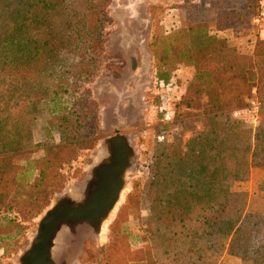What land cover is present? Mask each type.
<instances>
[{"label": "rangeland", "instance_id": "obj_1", "mask_svg": "<svg viewBox=\"0 0 264 264\" xmlns=\"http://www.w3.org/2000/svg\"><path fill=\"white\" fill-rule=\"evenodd\" d=\"M107 1L102 28L91 37L96 41L92 55L97 58L90 66V78L71 76L56 98L39 101L29 132L18 139L22 146L7 153L11 166L17 167V181L23 184L9 189L0 209V264H21L43 217L66 193L87 181L90 165L106 151V141L114 134L109 123L115 113H123L126 104L133 102L137 121L125 133L130 134L134 155L123 179L120 200L101 230H94L85 252L79 256L77 251L74 259H78L77 264H119L121 255L113 257L112 252L123 239L131 252L142 247L144 239L150 237L151 225H156L151 182L160 154L171 145L175 133L181 134L178 147L185 153L188 143L208 127L205 95L199 100L200 107L187 108L183 103L182 95L196 69L181 60L177 51L190 50L199 43L195 41L199 33L204 36L205 31L221 46L237 48L249 56L254 55L258 41L264 40L252 23L256 0ZM199 25L204 31L190 34V29ZM230 30L237 38L244 32L253 38L238 43L232 40V33H227ZM161 71H168L178 86L170 91L159 87ZM164 97L174 112L172 122H165L161 112ZM261 107L253 98L248 106L232 110L229 116L256 133L264 126ZM112 112L114 117L109 115ZM125 114L136 117L134 109L128 107L119 123L129 121ZM48 161L52 171L41 187L35 188ZM263 183L264 169L253 167L250 181L240 187L249 194L248 212H264ZM37 196L39 202L33 208Z\"/></svg>", "mask_w": 264, "mask_h": 264}, {"label": "trees", "instance_id": "obj_2", "mask_svg": "<svg viewBox=\"0 0 264 264\" xmlns=\"http://www.w3.org/2000/svg\"><path fill=\"white\" fill-rule=\"evenodd\" d=\"M108 4L0 0V209L9 189L23 184L7 153L22 146L18 139L29 132L39 101L56 98L71 76L90 78L97 58L91 37L99 34ZM201 30L199 25L190 34ZM204 34L199 33L195 39L199 43L190 50L177 53L196 69L183 103L195 108L201 106L202 95L208 98L207 130L188 143L185 153L178 147L181 134L175 133L160 154L151 182L156 225H151L150 237L139 249L131 252L124 239L114 247L113 257L121 255L119 264H174L181 256L196 258L195 264H219L225 255L238 257L243 264H264V212H248L249 194L240 189L250 181L253 167L264 169V126L254 133L229 116L253 98L264 110V40L249 56ZM71 60L76 62L70 64ZM158 76L164 89L178 86L168 71ZM50 164L35 188L50 175ZM38 202L39 196L33 199V208Z\"/></svg>", "mask_w": 264, "mask_h": 264}, {"label": "flooded vegetation", "instance_id": "obj_3", "mask_svg": "<svg viewBox=\"0 0 264 264\" xmlns=\"http://www.w3.org/2000/svg\"><path fill=\"white\" fill-rule=\"evenodd\" d=\"M133 103L130 105L126 104L123 113H115V117L113 112L109 113L110 116L112 115L114 117V121L109 123L114 134L108 139L117 136L116 131H120L121 135H128V133H125L127 130L123 129L122 125L118 122V119L124 115V111H126L128 107L132 108L136 113V117L130 118L132 116L131 114H125V118H129V121L126 120L128 123L125 127L130 128L134 125L137 121V110L135 106L136 104L134 103V105ZM108 153V150L99 153L97 161H93L90 165L91 168L88 172L89 175L87 176V181L85 183H79L78 187H75L74 191L70 190L66 193L59 201L58 205L53 207L51 210H61L65 208L84 209L88 207L89 203H93L98 198L99 192L102 188L103 181L101 175H103L111 158L110 153ZM115 185L116 182L112 178V181L110 182L111 194L115 191ZM108 201H110V197H108L102 204L97 205L98 211L96 210L95 213L89 215L90 219H99V222L76 221L69 223L68 226H65L61 230L57 231L54 243H51L50 247H46L44 244L35 246L34 243L37 239L36 234L25 251L21 264H77L78 259H74V257L76 258L77 256V251L80 252L79 256L85 252L87 244L90 242L89 240L93 239L94 230L96 229L100 231L105 219L110 216L100 217L101 210L107 208Z\"/></svg>", "mask_w": 264, "mask_h": 264}, {"label": "water", "instance_id": "obj_4", "mask_svg": "<svg viewBox=\"0 0 264 264\" xmlns=\"http://www.w3.org/2000/svg\"><path fill=\"white\" fill-rule=\"evenodd\" d=\"M125 128V130L129 129V127ZM116 133L117 136L106 141V150L110 153L111 158L103 175H101L103 182L98 198L93 203H89L88 207L84 209L65 208L48 211L40 222L37 239L34 243L35 246L44 244L46 247H50L51 243H54L57 231L68 226L71 222H99V219H90L89 215L95 213L97 205L102 204L108 197H110V201L107 203V208L101 210L100 217H107L113 212L120 200L123 191V179L127 169L130 167L131 157L134 155L131 141H129L130 134L121 135L120 131H116ZM112 178L116 182L113 194L110 192Z\"/></svg>", "mask_w": 264, "mask_h": 264}, {"label": "built area", "instance_id": "obj_5", "mask_svg": "<svg viewBox=\"0 0 264 264\" xmlns=\"http://www.w3.org/2000/svg\"><path fill=\"white\" fill-rule=\"evenodd\" d=\"M257 11L252 19V23L254 26L260 29V35L263 37L264 33V0H257ZM157 85L161 88L164 87L163 83H157ZM172 90L171 87L167 88V91ZM167 101L165 97L162 100L161 112L164 115L165 122H172L174 120V112L171 111L167 106Z\"/></svg>", "mask_w": 264, "mask_h": 264}, {"label": "crops", "instance_id": "obj_6", "mask_svg": "<svg viewBox=\"0 0 264 264\" xmlns=\"http://www.w3.org/2000/svg\"><path fill=\"white\" fill-rule=\"evenodd\" d=\"M221 33V32H220ZM228 34H231L232 40H235L236 42L239 43V40H244L247 38H253L252 36L250 37V34L247 32H244L243 34L240 33L239 35H242V37L237 38L232 30L227 32ZM236 33V32H235ZM264 36V33H263ZM245 43V42H244ZM245 45V44H244ZM196 258H190L187 256H181L180 259L177 260L176 263L174 264H195ZM158 264V263H157ZM219 264H243L242 260L238 257L231 256V255H225L223 258H221V261H219Z\"/></svg>", "mask_w": 264, "mask_h": 264}, {"label": "bare ground", "instance_id": "obj_7", "mask_svg": "<svg viewBox=\"0 0 264 264\" xmlns=\"http://www.w3.org/2000/svg\"><path fill=\"white\" fill-rule=\"evenodd\" d=\"M128 123V121L126 122V121H124V122H122V123H120V125H122V127H123V129H126V128H124L125 127V125ZM129 141H131V139L129 138ZM118 204V203H117ZM117 206V205H116ZM114 211V210H113ZM112 213V212H111Z\"/></svg>", "mask_w": 264, "mask_h": 264}]
</instances>
